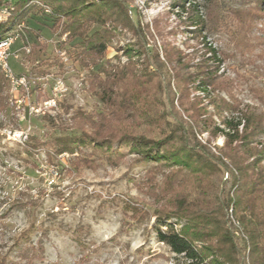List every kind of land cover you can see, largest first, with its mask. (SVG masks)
Returning <instances> with one entry per match:
<instances>
[{
    "label": "rangeland",
    "instance_id": "374dc122",
    "mask_svg": "<svg viewBox=\"0 0 264 264\" xmlns=\"http://www.w3.org/2000/svg\"><path fill=\"white\" fill-rule=\"evenodd\" d=\"M122 1L132 19L144 28L141 36L146 47L157 49L160 58L162 43L179 51L184 58L182 62L189 66L199 63L206 51L204 43L223 53L219 73L233 82L231 94L240 103L239 109L247 105L264 117V104L257 98L264 94V14L250 23L251 48L243 49L233 35L236 24L230 11L235 7L220 0ZM230 4L237 6L239 2L231 0ZM22 21L28 28L27 40L21 35L15 38V31L23 24L11 32L8 64L16 75L26 77L35 104L52 99L54 106L43 117L22 120L9 106L11 83L0 71L3 80L0 96L6 104V110H0V259L6 258L7 264H25L22 255L40 245L41 260L33 264H188L174 261L176 258L169 249L155 239V213H171L172 208L169 194L154 196L151 191H159L157 186L168 169L138 163V157L129 152L128 146H113L109 153L99 149L91 156L89 145L82 151L90 155V164L77 170L68 169L77 154L54 156L46 149L32 153L20 139L3 133L9 129H29V137L41 141L70 136L78 126L71 121L77 110L88 115L101 110L87 83V77L96 68L72 62L59 48V40L50 32L49 25L46 26L49 22L45 23L39 15L32 13ZM196 23L213 31L193 33ZM98 29L93 27L90 33ZM24 42L31 47L29 55L21 51ZM126 46L139 50L136 36L128 30H117L105 59L123 67L129 59L123 52ZM16 54L18 59H14ZM136 59L137 56L132 57L133 61ZM142 59L141 56L139 61ZM52 61H59L62 67L43 65L39 68L42 76L31 71L38 63ZM57 81L61 84L57 85ZM219 96L230 101L223 92ZM173 105L181 112L177 100ZM81 127L87 136H92L86 126ZM195 137L203 144L208 140L205 133ZM258 141L257 148L264 149V134ZM221 145L222 139L217 138L211 140L210 148L214 151V146ZM114 153L123 156L114 159ZM262 159L264 168V152ZM179 178L190 180L187 171ZM226 179L224 174L223 181ZM168 223H177L174 228L179 230L185 220L170 218ZM225 223L237 256L231 255V261L221 259L223 264H251L246 237L230 205Z\"/></svg>",
    "mask_w": 264,
    "mask_h": 264
},
{
    "label": "trees",
    "instance_id": "16d2710c",
    "mask_svg": "<svg viewBox=\"0 0 264 264\" xmlns=\"http://www.w3.org/2000/svg\"><path fill=\"white\" fill-rule=\"evenodd\" d=\"M220 1L235 7L230 11L236 24L233 35L241 48L250 49V23L264 14V0H236L237 6L230 4L231 0ZM0 10L6 11L0 20V42L18 25L26 26L22 20L34 13L49 22L46 26L72 62L96 68L87 83L101 110L90 115L77 110L71 119L78 125L74 135L46 141L29 137L23 143L28 151L46 149L54 156L77 154L68 166L77 170L90 164L88 158L96 150L109 153L113 146H128L138 163L169 170L157 186L159 191L151 194L170 195L171 213H155L153 228L156 241L169 249L174 261L223 264L221 259L231 261V255L237 256L225 223L230 205L246 237L251 264H264V149L257 148L264 134V117L247 105L239 109L240 103L231 94L233 82L219 73L223 53L204 43V37L206 51L196 65L184 64L182 54L166 43L159 46L160 58L157 49L146 47L141 36L144 28L132 19L122 0H1ZM93 27L99 29L90 33ZM117 30L133 33L139 46L137 51L125 47L123 52L129 59L123 67L105 59ZM193 30L199 35L213 31L198 23ZM22 38L26 41L27 35ZM133 56H137L135 61ZM43 65L62 67L59 61L44 62L31 71L42 76L39 68ZM2 83L0 77V93ZM222 92L229 102L219 96ZM262 95L257 98L264 104ZM174 100L181 112L175 109ZM0 110H6L1 96ZM81 126H86L92 136H87ZM204 133L208 137L205 144L195 137ZM217 138L222 139V145L212 151L211 140ZM86 145L91 146L90 155L82 151ZM114 156L120 159L123 155ZM186 171L190 180H181L179 175ZM170 218H182L185 223L175 230L177 223H168ZM40 253L43 248L39 245L22 258L25 264H33L41 260ZM6 262V258L0 259V264Z\"/></svg>",
    "mask_w": 264,
    "mask_h": 264
},
{
    "label": "built area",
    "instance_id": "2783aa9c",
    "mask_svg": "<svg viewBox=\"0 0 264 264\" xmlns=\"http://www.w3.org/2000/svg\"><path fill=\"white\" fill-rule=\"evenodd\" d=\"M1 1V0H0ZM6 13L5 10H0V20H3V14ZM26 26H22L21 29L16 32L15 38H18L20 35L24 36ZM21 51L24 54L28 55L30 52V47L28 45H23ZM10 43L6 44L4 47H0V60L5 64V60L10 58ZM19 55H14V59H18ZM7 73L11 74V84H8V87H11V94L9 97V106L16 111V115L21 117L23 120L24 117H43L45 113L48 112L54 106V100L50 99L48 101H43L40 104H35L31 100L30 85L26 77L18 76L15 74L12 68H7ZM57 85L61 83L56 82ZM22 115V116H21ZM4 134L17 137L22 142H27L29 137V129L20 131L19 129L14 130H3Z\"/></svg>",
    "mask_w": 264,
    "mask_h": 264
},
{
    "label": "bare ground",
    "instance_id": "6f19581e",
    "mask_svg": "<svg viewBox=\"0 0 264 264\" xmlns=\"http://www.w3.org/2000/svg\"><path fill=\"white\" fill-rule=\"evenodd\" d=\"M8 43H10V48H11L12 40L10 38H6L5 40L1 41L0 47H4ZM7 68H10V66L8 64V60H5V64H3V61L0 60V71L3 73L4 78H6L11 83V74L7 73Z\"/></svg>",
    "mask_w": 264,
    "mask_h": 264
}]
</instances>
